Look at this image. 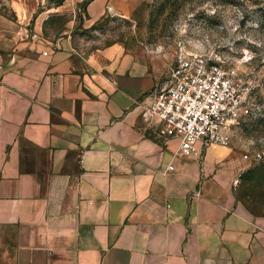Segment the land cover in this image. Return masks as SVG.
<instances>
[{
    "label": "crops",
    "instance_id": "1",
    "mask_svg": "<svg viewBox=\"0 0 264 264\" xmlns=\"http://www.w3.org/2000/svg\"><path fill=\"white\" fill-rule=\"evenodd\" d=\"M140 4L0 0V264H264L248 144L182 155L137 109L170 58L74 47Z\"/></svg>",
    "mask_w": 264,
    "mask_h": 264
},
{
    "label": "rangeland",
    "instance_id": "2",
    "mask_svg": "<svg viewBox=\"0 0 264 264\" xmlns=\"http://www.w3.org/2000/svg\"><path fill=\"white\" fill-rule=\"evenodd\" d=\"M127 17H109L74 34L75 49L88 53L113 44L170 58L181 49L213 54L216 61L236 65L252 81V98L264 105V0H140ZM233 139L249 150L264 148V119H246ZM247 202L264 209V160L253 168L244 186Z\"/></svg>",
    "mask_w": 264,
    "mask_h": 264
},
{
    "label": "built area",
    "instance_id": "3",
    "mask_svg": "<svg viewBox=\"0 0 264 264\" xmlns=\"http://www.w3.org/2000/svg\"><path fill=\"white\" fill-rule=\"evenodd\" d=\"M212 56L181 49L169 71L167 85L137 103L149 126L179 140L184 156L201 158L200 144L205 148L230 145L238 122L264 119V105L251 97L253 82L243 78L236 65L216 61ZM244 159L262 162L264 148L250 150Z\"/></svg>",
    "mask_w": 264,
    "mask_h": 264
},
{
    "label": "trees",
    "instance_id": "4",
    "mask_svg": "<svg viewBox=\"0 0 264 264\" xmlns=\"http://www.w3.org/2000/svg\"><path fill=\"white\" fill-rule=\"evenodd\" d=\"M65 0H54V2L56 3V4H61V3H63ZM247 176V175H246Z\"/></svg>",
    "mask_w": 264,
    "mask_h": 264
}]
</instances>
